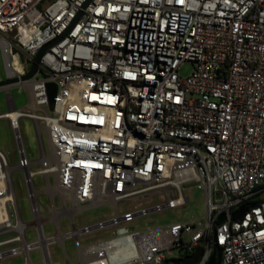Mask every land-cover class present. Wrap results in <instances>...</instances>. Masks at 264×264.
<instances>
[{"label": "built area", "instance_id": "1", "mask_svg": "<svg viewBox=\"0 0 264 264\" xmlns=\"http://www.w3.org/2000/svg\"><path fill=\"white\" fill-rule=\"evenodd\" d=\"M0 52L1 81L18 79L0 86L8 106L0 119L18 151L12 165L0 149V264L21 256L34 264L35 249L43 264H60L51 254L58 243L65 264H174L199 247L196 264H209L216 247L219 264H264V0H0ZM16 88L25 108L8 92ZM23 118L37 126L34 161ZM16 171L31 222L21 216ZM195 188L203 216L141 228L143 217L186 209ZM100 206L115 211L77 226ZM67 240L77 243L74 258Z\"/></svg>", "mask_w": 264, "mask_h": 264}, {"label": "rangeland", "instance_id": "2", "mask_svg": "<svg viewBox=\"0 0 264 264\" xmlns=\"http://www.w3.org/2000/svg\"><path fill=\"white\" fill-rule=\"evenodd\" d=\"M192 66L185 64L181 70L180 74L182 76H188L192 71ZM6 78V72L4 67L3 58L0 52V81ZM12 92L15 104L17 109L25 108L29 103V98L25 92L21 93L19 90L12 89ZM7 91H0V114L8 111V106L6 104L5 95ZM27 110V109H25ZM20 128L22 132V137L24 141L25 150L30 161H34L39 158V142L37 134V126L32 119L23 118L20 120ZM0 149L4 152H8V158L12 165L18 164V151L15 142V137L13 130L11 129L8 119H0ZM37 169V167H34ZM14 187L17 195L18 205L21 212L22 219L25 222H31L33 220V215L31 213V205L28 198V188L23 179V173L21 171H16L13 175ZM34 188L36 190H42L44 188V180L42 176H37L33 179ZM191 202L188 203L186 209L176 208L173 211H168L162 213L160 216H147L143 217L139 221L141 228H146L148 225H151V222L156 221L158 224H167L174 221H185L190 220L193 216H203L205 212V195L201 190L196 188L191 191ZM39 200L45 206L46 194L39 193ZM43 209V208H42ZM115 208L113 206H100L97 208H91L82 214V216L76 217L77 226H80L83 221L91 223L93 221L104 220V215L107 213H113ZM69 223L66 219L61 221V227L64 232L69 230ZM71 227V225H70ZM45 231L48 234L55 233V229L51 224H46ZM107 235L104 232L97 233L91 236L89 239L96 240L98 238H106ZM27 238L29 242H36L38 240L37 235L35 234V229L30 228L27 232ZM83 242H87V238H82ZM65 247L72 258L75 257V250L77 249V243L75 240H67L65 242ZM51 254L55 261L60 264H65V258L63 253V248L61 244H55L51 248ZM177 254V252H175ZM31 258L34 264H43L41 251L35 249L31 253ZM24 258L16 257L4 261L2 264H23Z\"/></svg>", "mask_w": 264, "mask_h": 264}, {"label": "water", "instance_id": "3", "mask_svg": "<svg viewBox=\"0 0 264 264\" xmlns=\"http://www.w3.org/2000/svg\"><path fill=\"white\" fill-rule=\"evenodd\" d=\"M58 40L51 42L48 45H45L36 55L34 63L32 65V68L30 70V72L28 74H26L25 76H23L21 79L22 80H27L32 78L39 69V65L41 62V58L43 56V54L45 53V51L51 47L53 44H55ZM18 79H11V80H4V81H0V86H4V85H8L14 82H17ZM56 92H57V87L55 84H50L48 86V93H49V100H50V106L51 109H53L54 107V101H55V96H56ZM246 213V210H242L239 215L236 217V219L241 218L242 216H244V214ZM220 248V247H219ZM203 253V249L201 247L197 248L195 254L193 256H191L190 258L187 259H183L180 261H173L174 264H196L198 262V260L200 259L201 255ZM220 256H221V250H219V253L216 254V256L212 257L211 261L209 262V264H219L220 263Z\"/></svg>", "mask_w": 264, "mask_h": 264}, {"label": "trees", "instance_id": "4", "mask_svg": "<svg viewBox=\"0 0 264 264\" xmlns=\"http://www.w3.org/2000/svg\"><path fill=\"white\" fill-rule=\"evenodd\" d=\"M219 250H221V248H219V247H216V248L214 249L213 257L216 256V254L219 253ZM168 262H169V260H167V263H168Z\"/></svg>", "mask_w": 264, "mask_h": 264}]
</instances>
